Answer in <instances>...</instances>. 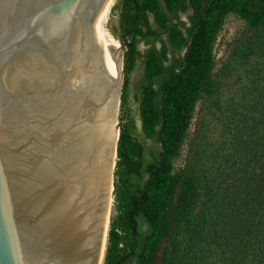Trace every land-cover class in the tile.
<instances>
[{
    "label": "trees",
    "instance_id": "1",
    "mask_svg": "<svg viewBox=\"0 0 264 264\" xmlns=\"http://www.w3.org/2000/svg\"><path fill=\"white\" fill-rule=\"evenodd\" d=\"M114 9L125 87L103 264H264V0H118ZM230 14L247 24L232 62L248 81L223 107L214 44ZM139 61L140 127L129 99ZM203 99L220 112L222 134L212 146L192 140L176 172Z\"/></svg>",
    "mask_w": 264,
    "mask_h": 264
},
{
    "label": "water",
    "instance_id": "2",
    "mask_svg": "<svg viewBox=\"0 0 264 264\" xmlns=\"http://www.w3.org/2000/svg\"><path fill=\"white\" fill-rule=\"evenodd\" d=\"M117 3L0 0V264L104 263L121 134Z\"/></svg>",
    "mask_w": 264,
    "mask_h": 264
},
{
    "label": "rangeland",
    "instance_id": "3",
    "mask_svg": "<svg viewBox=\"0 0 264 264\" xmlns=\"http://www.w3.org/2000/svg\"><path fill=\"white\" fill-rule=\"evenodd\" d=\"M182 19L187 21L188 16L183 15ZM246 22L235 14H230L225 20L224 26L214 44V55L216 58V69L214 71L215 81H223V87L221 90L220 102L225 107L230 101L239 100V89L243 82L248 81L247 70L241 66L238 62H232V53L235 49L236 43L243 35L247 32ZM140 51L143 52L145 49L144 45H140ZM124 53L122 51V93L124 90ZM143 76V70L141 62H137V65L132 73L130 79V108L132 115L137 122V125L141 126V113L139 106L135 104L134 100V87L138 80ZM123 114L122 103L119 107V122L120 117ZM222 116L218 109L210 102L201 100L196 107L194 119L192 121L191 128L189 130L188 137L184 142L181 149V155L174 161V169L176 172L182 170L185 165L190 143L192 140L199 142L202 145H215L218 143L222 134ZM121 124V122H120ZM111 201L110 219L116 217L117 213L115 210V197ZM111 223V222H110ZM110 229V228H109Z\"/></svg>",
    "mask_w": 264,
    "mask_h": 264
},
{
    "label": "bare ground",
    "instance_id": "4",
    "mask_svg": "<svg viewBox=\"0 0 264 264\" xmlns=\"http://www.w3.org/2000/svg\"><path fill=\"white\" fill-rule=\"evenodd\" d=\"M119 52H120V44L117 41L116 60H115V69H114V77L116 79L113 80V94H114L116 87L118 86L117 79L119 78L120 72H121V61H120V53ZM113 126H114V123L112 121V127ZM115 158H116V151H115ZM111 201H112V199L110 200V203H111ZM110 206H111V204H110Z\"/></svg>",
    "mask_w": 264,
    "mask_h": 264
}]
</instances>
